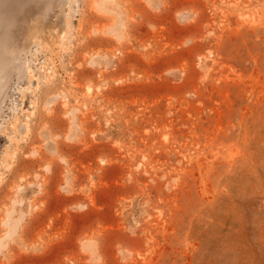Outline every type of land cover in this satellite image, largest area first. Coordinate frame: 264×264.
Here are the masks:
<instances>
[{
  "label": "rangeland",
  "instance_id": "obj_1",
  "mask_svg": "<svg viewBox=\"0 0 264 264\" xmlns=\"http://www.w3.org/2000/svg\"><path fill=\"white\" fill-rule=\"evenodd\" d=\"M0 264H264V0H0Z\"/></svg>",
  "mask_w": 264,
  "mask_h": 264
}]
</instances>
